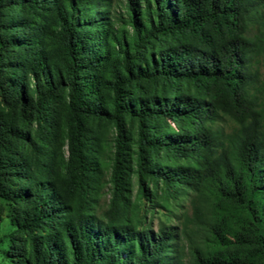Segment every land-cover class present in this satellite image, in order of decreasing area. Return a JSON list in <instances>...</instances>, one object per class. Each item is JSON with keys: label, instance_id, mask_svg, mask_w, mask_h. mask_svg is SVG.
I'll list each match as a JSON object with an SVG mask.
<instances>
[{"label": "trees", "instance_id": "trees-1", "mask_svg": "<svg viewBox=\"0 0 264 264\" xmlns=\"http://www.w3.org/2000/svg\"><path fill=\"white\" fill-rule=\"evenodd\" d=\"M2 202L7 264H264V0H0Z\"/></svg>", "mask_w": 264, "mask_h": 264}, {"label": "rangeland", "instance_id": "rangeland-1", "mask_svg": "<svg viewBox=\"0 0 264 264\" xmlns=\"http://www.w3.org/2000/svg\"><path fill=\"white\" fill-rule=\"evenodd\" d=\"M257 26L254 24L251 32L253 33ZM106 197L102 198V201L105 200ZM2 208L0 209V264H7V261L4 259L3 253L8 246V241L5 238V234L10 231L11 223L9 221L8 210L4 203H1ZM171 221H175L173 218ZM156 219H154V222Z\"/></svg>", "mask_w": 264, "mask_h": 264}]
</instances>
